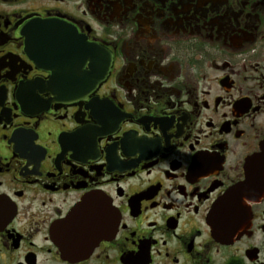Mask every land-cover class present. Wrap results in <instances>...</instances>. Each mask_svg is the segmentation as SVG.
<instances>
[{
  "label": "flooded vegetation",
  "instance_id": "flooded-vegetation-1",
  "mask_svg": "<svg viewBox=\"0 0 264 264\" xmlns=\"http://www.w3.org/2000/svg\"><path fill=\"white\" fill-rule=\"evenodd\" d=\"M0 264H264V0H0Z\"/></svg>",
  "mask_w": 264,
  "mask_h": 264
},
{
  "label": "water",
  "instance_id": "water-1",
  "mask_svg": "<svg viewBox=\"0 0 264 264\" xmlns=\"http://www.w3.org/2000/svg\"><path fill=\"white\" fill-rule=\"evenodd\" d=\"M251 184L244 183L237 188L229 190L214 205L209 215V224L216 240L229 243L233 237L245 233L250 226V212L245 201H251L250 195L239 196L241 192L247 193Z\"/></svg>",
  "mask_w": 264,
  "mask_h": 264
}]
</instances>
